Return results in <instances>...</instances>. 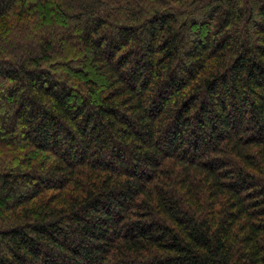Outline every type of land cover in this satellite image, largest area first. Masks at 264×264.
Masks as SVG:
<instances>
[{
    "label": "trees",
    "instance_id": "trees-1",
    "mask_svg": "<svg viewBox=\"0 0 264 264\" xmlns=\"http://www.w3.org/2000/svg\"><path fill=\"white\" fill-rule=\"evenodd\" d=\"M0 264H264V0H0Z\"/></svg>",
    "mask_w": 264,
    "mask_h": 264
}]
</instances>
